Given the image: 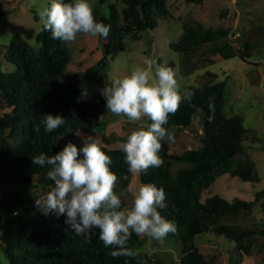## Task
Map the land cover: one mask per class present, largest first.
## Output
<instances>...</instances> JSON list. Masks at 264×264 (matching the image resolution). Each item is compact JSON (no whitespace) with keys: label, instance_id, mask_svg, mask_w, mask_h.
Instances as JSON below:
<instances>
[{"label":"trees","instance_id":"trees-1","mask_svg":"<svg viewBox=\"0 0 264 264\" xmlns=\"http://www.w3.org/2000/svg\"><path fill=\"white\" fill-rule=\"evenodd\" d=\"M106 3V0H101ZM125 7L117 8L109 4V15L93 9L97 22L110 26L107 38L100 37L103 56L96 66L83 72L70 73L68 66L72 51L66 42L53 39L50 31L42 29L36 35L37 46L31 45L24 37L16 34L6 49L5 59L13 64L14 71H0V96L7 100L12 110L0 118V177L18 183L26 188L50 189L54 182L47 177L50 166L34 165L31 158L41 152L48 156L62 149L61 139L73 143L80 130L88 127L90 108L89 93L94 81V72L105 73L110 59L127 47V40H137L141 33L157 28V14L167 15L166 0H123ZM187 3L201 4L203 0H184ZM71 2V0H65ZM35 18L38 16L35 14ZM184 32L171 49L189 55L190 67L184 73L202 64L213 63V59L202 55L213 53L224 59L238 56L242 60L250 57L251 45L244 41L243 51L229 43H221L227 37V29H214L200 21L185 22ZM211 44L212 46H209ZM208 45V46H207ZM202 51L200 64L193 56ZM210 76L201 90H192V106L182 100L178 111L169 115L168 123L163 125L168 131L189 130L194 116L202 114L203 124L200 133V147L189 149L181 154L170 152L169 142L161 141L159 156L163 165L149 168L141 174V183H153L163 188L166 194L165 207L157 210L163 217L176 225V232L182 243L180 264H211L195 243V238L206 232L223 235L237 242L238 248L245 247L250 254L259 238L264 237V228H246L238 223L228 222L230 216L251 213L255 201L241 198L229 200L214 194L202 200V193L222 174L239 176L244 182L259 180L253 173V165L242 158L246 154L244 140L248 128L240 116H228L226 112L225 83H213L216 74L206 71ZM87 89L88 96H81ZM214 98L215 112L208 109V98ZM79 99V102L77 100ZM60 115L65 125L45 133L41 124L44 116ZM214 115L212 122L208 117ZM151 123V121H148ZM40 125L39 134L34 126ZM102 150L112 158L111 170L118 182H126L133 176L124 161L120 148ZM221 167V171H217ZM221 172V173H220ZM264 197V191L257 198ZM122 207H125L122 204ZM65 217L47 214L43 208L32 205L21 194L10 203L3 224L2 239L8 264H155L153 260L109 255L114 250L105 247L99 239V230L89 235H77L68 230ZM143 239L132 234L128 247L136 250Z\"/></svg>","mask_w":264,"mask_h":264},{"label":"rangeland","instance_id":"rangeland-1","mask_svg":"<svg viewBox=\"0 0 264 264\" xmlns=\"http://www.w3.org/2000/svg\"><path fill=\"white\" fill-rule=\"evenodd\" d=\"M92 9L109 15V4L120 10L125 7L123 0H89ZM50 4V0H0V71H14L16 67L5 59L6 49L12 38L19 34L31 45L37 46L36 35L42 29L37 9ZM167 15L157 14V28L141 33L137 40H127V47L110 59L105 73L94 72V81L89 93L90 108L93 116L89 117L88 127L77 134L99 137L101 145L109 149L120 148L127 135L139 127L140 122L129 121L124 116H114L106 110V101L100 94L105 84H110L117 77L129 74L137 66H146L147 61H156L173 68L178 82L180 94L186 91L201 90L210 76L206 71L217 75L213 83H225L226 112L228 116H240L248 128L244 140L246 154L232 158H242L252 163L253 173L259 180L244 182L239 176L222 174L214 183L205 188L202 200L218 194L233 200L241 198L255 201L251 213H240L226 220L238 223L246 228H264V197L257 198V193L264 191V0H203L201 4L187 3L184 0H166ZM37 14L38 18H35ZM200 21L214 29H227L228 35L221 43H229L239 51H243L244 41L251 45L250 57L242 60L238 56L224 59L213 53L200 50L193 56L199 65L201 54L213 59V63L200 64L189 74L184 69L190 67L189 55L171 49L170 45L181 37L185 22ZM239 34V36H238ZM72 51V60L68 66L70 73L83 72L94 68L103 56L100 37L77 34L75 42L66 43ZM208 46V45H207ZM209 46H212L209 44ZM202 60V58H201ZM12 110L7 100L0 96V118ZM144 123H148L147 118ZM203 118L199 112L194 116L189 130L171 129L174 143L169 142L170 152L181 154L189 149L200 147V133ZM74 137L73 143L82 147L80 136ZM68 143L61 139L62 148ZM1 146V142H0ZM217 171H221V167ZM221 173V172H220ZM141 183L140 177H132L126 182H118L114 192L125 206L131 204L129 184ZM50 189L26 188L18 183L0 177V264H8V258L2 239L3 224L6 211L13 198L19 194L29 199L35 206V199L43 197ZM47 211V209H43ZM71 233H75L68 228ZM143 244L137 249L145 261L151 259L155 264H180L182 243L178 234L169 233L162 241L148 236H140ZM200 251L213 262L211 264H264V237L247 254L245 247L239 249L237 242L206 232L195 238ZM246 251V252H245Z\"/></svg>","mask_w":264,"mask_h":264},{"label":"clouds","instance_id":"clouds-1","mask_svg":"<svg viewBox=\"0 0 264 264\" xmlns=\"http://www.w3.org/2000/svg\"><path fill=\"white\" fill-rule=\"evenodd\" d=\"M37 13L43 29L50 31L53 39L66 43L75 42L77 34L107 38L110 33V26L96 21L89 0H50ZM175 75L173 68L166 64L147 61L146 66H137L100 89L108 112L140 122L120 144L133 177L163 165L159 156L161 141H175L174 134L163 125L168 123L170 114L178 111L182 100L192 106L194 93L186 91L182 96ZM81 96L87 98V89L82 90ZM208 109L215 112L213 97L208 98ZM145 118L151 123H144ZM208 119L212 122L214 115ZM65 123L63 116L52 114L45 115L41 121L45 133ZM33 130L39 134L40 125ZM77 136L82 140V147L69 141L54 155L41 152L31 158L34 165L50 166L47 177L54 182L43 197L35 199L37 208L65 217V225L77 235L90 236L94 229L99 230L104 246L114 249L109 253L113 258L139 255L128 247L133 233L162 242L169 233L176 232L175 223L157 210L165 207L166 194L162 187L153 183L129 184L131 204L122 207L121 198L114 192L118 177L110 168L112 158L102 150L99 137L82 133Z\"/></svg>","mask_w":264,"mask_h":264},{"label":"built area","instance_id":"built-area-1","mask_svg":"<svg viewBox=\"0 0 264 264\" xmlns=\"http://www.w3.org/2000/svg\"><path fill=\"white\" fill-rule=\"evenodd\" d=\"M238 36H239V34H238ZM201 132H202V130H201Z\"/></svg>","mask_w":264,"mask_h":264},{"label":"crops","instance_id":"crops-1","mask_svg":"<svg viewBox=\"0 0 264 264\" xmlns=\"http://www.w3.org/2000/svg\"><path fill=\"white\" fill-rule=\"evenodd\" d=\"M233 177H235V176H233Z\"/></svg>","mask_w":264,"mask_h":264}]
</instances>
